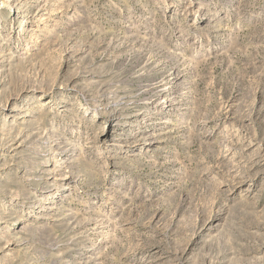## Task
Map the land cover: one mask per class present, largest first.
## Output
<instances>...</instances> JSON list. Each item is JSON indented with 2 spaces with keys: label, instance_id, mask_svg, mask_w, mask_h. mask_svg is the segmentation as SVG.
<instances>
[{
  "label": "rangeland",
  "instance_id": "rangeland-1",
  "mask_svg": "<svg viewBox=\"0 0 264 264\" xmlns=\"http://www.w3.org/2000/svg\"><path fill=\"white\" fill-rule=\"evenodd\" d=\"M0 264H264V0H0Z\"/></svg>",
  "mask_w": 264,
  "mask_h": 264
},
{
  "label": "bare ground",
  "instance_id": "bare-ground-1",
  "mask_svg": "<svg viewBox=\"0 0 264 264\" xmlns=\"http://www.w3.org/2000/svg\"><path fill=\"white\" fill-rule=\"evenodd\" d=\"M62 189H65V188H62Z\"/></svg>",
  "mask_w": 264,
  "mask_h": 264
}]
</instances>
